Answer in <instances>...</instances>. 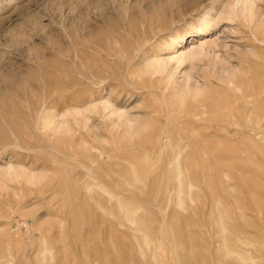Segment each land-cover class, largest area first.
<instances>
[{
    "label": "rangeland",
    "instance_id": "374dc122",
    "mask_svg": "<svg viewBox=\"0 0 264 264\" xmlns=\"http://www.w3.org/2000/svg\"><path fill=\"white\" fill-rule=\"evenodd\" d=\"M210 1L0 0V166L49 172L0 189V264H264V33L221 20L185 34L182 45L217 41L218 53L257 56L232 60L242 93L219 89L196 119L170 114L165 134L158 98L156 132L131 142L106 138L93 113L97 136L43 127L103 97L127 109L152 100L132 65L164 56L159 44L196 24ZM107 43L126 45L127 57L105 52ZM234 119L241 131L224 130Z\"/></svg>",
    "mask_w": 264,
    "mask_h": 264
},
{
    "label": "bare ground",
    "instance_id": "6f19581e",
    "mask_svg": "<svg viewBox=\"0 0 264 264\" xmlns=\"http://www.w3.org/2000/svg\"><path fill=\"white\" fill-rule=\"evenodd\" d=\"M216 4L219 7L214 16L212 15V11L216 10ZM193 8L196 10V6ZM221 20L239 21L248 26L254 34L264 33V12L262 6H259L256 0H211L206 10L197 18L196 24H187L188 28L184 33H180L177 30L171 31L168 38L159 44L156 51H167L164 56L158 53L149 56L143 55L132 65V77L139 84H143L142 87L145 88L148 96L153 97L152 100L149 98L147 100L141 99L130 109H127L126 107L116 106L109 97H103L102 101L92 104L87 108H78L63 114H53L44 119L43 127L51 131L53 135H69L78 129H83L91 133V135L95 134L97 136L95 125L90 122L88 116L93 113L98 114L103 122V130L107 133L105 135L106 138L117 135L131 142L143 134L153 135L156 132L153 125L155 119L152 113L157 109L155 104L157 98L161 101L165 113L162 120L165 123L158 131L165 134L170 114H173L175 120L178 114L189 112L191 117L196 119L203 113V108L207 106L209 100L214 98L219 89L236 88L238 92L242 93L237 83L239 74L241 73V66L239 62L233 63L232 60L244 54L257 56L254 48L249 47L246 50L237 49L232 54L227 50L226 46H223L225 50L221 54L215 50L217 47H220L217 41L200 40L196 44L182 45L186 40L185 34L204 32L216 24L218 25ZM131 24H129L130 28H133L135 25ZM119 38L120 33L117 32L115 42ZM111 44L107 43V45H103V50L111 54L113 52L114 54H122L120 55V59L127 57L123 54L124 52H129V48H125L126 45H123V47L118 45L116 47ZM128 71L130 72L129 69ZM216 105L218 106V104ZM222 105L219 104L221 106L220 110L223 111L221 115L225 117L229 113L230 108L226 103L224 106ZM136 108L142 111H133ZM220 110L216 111L218 113L215 112V115L219 114ZM238 123L234 119L230 126L226 125V129L224 130H229L233 126L232 128L235 132H240L241 127ZM247 132L254 133L257 136L261 131L251 132L248 130ZM104 140L106 141V139ZM83 143L85 144V141ZM48 173L46 170L32 172V170L12 164L4 167L0 166V189H8V186L5 185L6 181L16 182L21 180L30 185H37L49 178Z\"/></svg>",
    "mask_w": 264,
    "mask_h": 264
}]
</instances>
